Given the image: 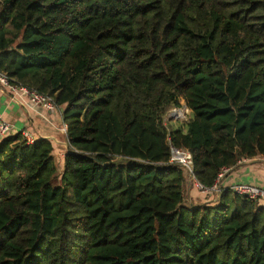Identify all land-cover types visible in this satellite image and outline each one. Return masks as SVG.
<instances>
[{
    "label": "trees",
    "instance_id": "1",
    "mask_svg": "<svg viewBox=\"0 0 264 264\" xmlns=\"http://www.w3.org/2000/svg\"><path fill=\"white\" fill-rule=\"evenodd\" d=\"M0 70L67 124L58 186L49 140L0 142V264H264L257 199L189 196L264 159V0H0Z\"/></svg>",
    "mask_w": 264,
    "mask_h": 264
},
{
    "label": "crops",
    "instance_id": "2",
    "mask_svg": "<svg viewBox=\"0 0 264 264\" xmlns=\"http://www.w3.org/2000/svg\"><path fill=\"white\" fill-rule=\"evenodd\" d=\"M0 115L14 126L9 135L26 130L33 134L36 140L41 138L49 140L54 147L55 159L59 156L58 162L63 163L67 139L66 135L59 130L61 125L59 112L48 111L41 106L21 104L11 97L6 88L0 86ZM235 184H248L264 189V159L261 157L243 159L241 163L224 174L219 186L229 188ZM193 191H190V195L194 194ZM218 193L212 192L210 195L216 199ZM258 202L264 206V197Z\"/></svg>",
    "mask_w": 264,
    "mask_h": 264
},
{
    "label": "built area",
    "instance_id": "3",
    "mask_svg": "<svg viewBox=\"0 0 264 264\" xmlns=\"http://www.w3.org/2000/svg\"><path fill=\"white\" fill-rule=\"evenodd\" d=\"M0 86L2 88H6L11 94V97L18 100L21 104H29L30 106H41L45 110L48 111L56 110L57 112H59V115L61 117V125L59 127V130L66 135L67 124L62 120L63 108L62 106H59L55 103L52 96L46 93L39 92L33 88H30L14 80L12 77L8 76L5 72L1 70H0ZM179 103H180L179 107H174L170 112L168 111L169 112L168 116L170 118H173L174 120H181V121H185L186 123L190 116V110L186 106V103L183 99H180ZM13 129L14 126L0 115V142L4 138L9 136V134L12 132ZM20 133L27 144H32L34 141H36L34 135L31 134L29 131L20 130ZM170 152H171L170 161H176L182 163L184 166L188 168L190 173L192 172V160L190 154L187 151L178 150L173 146H170ZM179 153H182V156H178ZM242 161L243 159L239 161V163H241ZM229 170L230 168L223 167L221 172L216 177L214 184L210 188L203 187V185L200 184L197 180H195L191 174H190V178L193 181L194 187L200 193L210 194L212 192H219L221 190L219 186L220 180L223 178L224 174L227 173ZM229 188L233 190L236 194L246 195L252 199L259 200L264 197V189L252 185L235 184L233 186H230Z\"/></svg>",
    "mask_w": 264,
    "mask_h": 264
},
{
    "label": "rangeland",
    "instance_id": "4",
    "mask_svg": "<svg viewBox=\"0 0 264 264\" xmlns=\"http://www.w3.org/2000/svg\"><path fill=\"white\" fill-rule=\"evenodd\" d=\"M172 110V109H171ZM169 110V112L171 111ZM168 112V113H169ZM168 113L165 115L164 117V123L168 126V127H177V126H181L183 123H185V121H181V120H174L173 118H170L168 116ZM54 154V152H53ZM59 157V156H58ZM58 157L56 158V165H57V171H58V176L52 181L53 186H58L60 184V175L63 172V163L58 162ZM60 158V157H59ZM263 164V162H262ZM189 182H190V186L193 185V181L191 178H189ZM195 190V189H194ZM190 191H193V189L190 188ZM197 191V190H196ZM193 191L194 194L189 195L190 199L195 202V203H200V202H207L209 199L212 200V198H214V196L212 195H203L202 193H200L199 191ZM191 193V192H190Z\"/></svg>",
    "mask_w": 264,
    "mask_h": 264
},
{
    "label": "bare ground",
    "instance_id": "5",
    "mask_svg": "<svg viewBox=\"0 0 264 264\" xmlns=\"http://www.w3.org/2000/svg\"><path fill=\"white\" fill-rule=\"evenodd\" d=\"M178 156H182V153H179Z\"/></svg>",
    "mask_w": 264,
    "mask_h": 264
}]
</instances>
